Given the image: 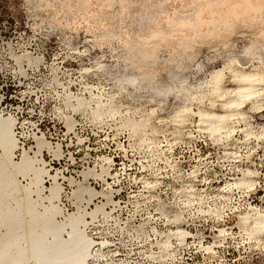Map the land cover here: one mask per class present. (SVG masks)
Listing matches in <instances>:
<instances>
[{
  "label": "rangeland",
  "instance_id": "rangeland-1",
  "mask_svg": "<svg viewBox=\"0 0 264 264\" xmlns=\"http://www.w3.org/2000/svg\"><path fill=\"white\" fill-rule=\"evenodd\" d=\"M101 25L121 39H125L126 32L131 42H135L139 35H144L149 26L144 6L138 0H128L123 5L115 0L110 7L104 0H0V113L16 122L14 130L18 147L31 150L34 137L43 134L53 146H61L59 158L48 152L43 153L45 165L50 172L59 171L66 178L77 181L81 179L80 173L89 168L94 171L100 165L109 168V175L106 177L109 186L100 179L91 177L84 182L85 186L98 191H106L108 187L107 191L111 195V203L104 208L106 220L95 223V238L98 242L106 243L95 248L100 254L99 263L109 264L111 261V264H119L124 261L125 264H146L144 255L150 246L152 251H156V241H143L152 236L151 229L155 227L159 232L181 228L191 233L185 238L183 245H176L169 250L179 257L178 264H220L221 261L223 264H264V244L258 245L255 241L241 243L244 238L238 235L240 226L235 214L221 222H214L207 215L190 218L184 212L185 220L179 224L165 225L157 222L155 218L161 215L154 211L157 207L162 208L169 217L181 212L172 202L171 190L167 193L164 191L166 185L177 188L180 185L163 173L159 178L150 176L146 166L141 170L148 154L138 147L139 138L132 139L127 131L120 128L119 117L111 119L103 112L99 117H93V111L88 106L78 111L73 110L74 98L86 101L90 99L85 87H92L93 92L99 87L115 92L118 90L114 87L116 81L140 75L125 61L127 51L116 40L110 46L107 43L102 47L97 45L95 37L102 34L98 30ZM253 31L244 23L236 21L232 33L223 41L198 48L193 58L184 62L182 77L187 78L189 84L196 85L209 73L219 70L230 53H238L247 46ZM223 42L228 43L229 48L217 51ZM166 60L167 52L162 51L157 66L165 65ZM97 65L105 67L82 76L84 69H95ZM172 71L174 70L159 71L156 80L168 83L167 76ZM227 86L234 87L230 84ZM150 99L146 91L137 93L129 87L118 98V102L129 108H136L148 104ZM157 103L163 109L158 114L159 117L166 119L182 106L183 100L169 95L165 100L157 99ZM155 106L156 104H149V107ZM94 107L93 104L92 108ZM249 107L250 105H246L243 110L252 116L254 126H264V112L249 113ZM215 111L221 112L219 108ZM65 117H69L72 124L69 130ZM196 119L198 118H193V123ZM156 126L167 136L169 143L176 138L173 135L174 126ZM35 128H40V134L33 135L31 139ZM186 128L191 129V135H184V143L175 147L170 154L172 159L179 158L178 173L190 171L197 166V150L200 158L207 157V162L224 156L225 149L222 146L196 140L195 137L199 135L196 128ZM156 139L162 140L164 136H157ZM189 145L194 147L189 150ZM78 150L81 151L75 155ZM235 150L231 146L227 149L229 152ZM69 154L75 159L85 160L88 167L81 170L75 165L77 161L68 158ZM260 154L258 152L249 162H233L231 171L227 166L222 168L216 165L206 174L201 172L197 181L206 175L211 182L208 185L196 183V187L204 188L210 195H226L215 190L238 180L241 173L236 171L237 168L252 169L260 165L261 161L257 159ZM19 155L20 151L17 150L14 158L18 159ZM168 155L165 152V156ZM102 158H108L110 162L103 164ZM227 163L225 161V165ZM157 167L166 166L159 164ZM258 171L261 175L254 179L261 186L246 199L252 205L264 207V167H258ZM141 177L147 178L149 182L161 179L162 187L141 192L144 185ZM46 182L49 185L48 180ZM61 184L59 207L64 213L72 212L75 209L71 200L72 186L64 180H61ZM157 194L162 203L153 201L146 212L136 210L137 205H143L145 198ZM94 201L95 204H100L102 200ZM83 202L81 206H84ZM148 213H152L153 220L147 221ZM221 230L231 235H221ZM144 233L148 234L147 237ZM172 243L175 245V240ZM205 247H211L215 255L206 254ZM101 256L107 259H101ZM96 263L97 260L89 262Z\"/></svg>",
  "mask_w": 264,
  "mask_h": 264
},
{
  "label": "clouds",
  "instance_id": "clouds-1",
  "mask_svg": "<svg viewBox=\"0 0 264 264\" xmlns=\"http://www.w3.org/2000/svg\"><path fill=\"white\" fill-rule=\"evenodd\" d=\"M47 2V0H44ZM115 0H104L107 6ZM123 5L128 0H119ZM143 6L148 20V28L144 35H139L135 42H131L127 33L125 39L112 34L108 28L101 25L98 29L102 32L96 36L98 46L111 45L116 40L127 51L125 61L131 64L140 74L138 76L124 77L116 81L114 87L118 89L111 92L104 87H85L90 99L87 106L94 112H103L111 119L120 118V128L127 131L132 139L139 138L138 147L148 155L145 160L149 175L152 177L170 176L180 187L172 185L164 186L167 193L171 190L173 203L181 209L178 215L169 217L162 208L154 211L161 213L156 217L157 222L167 224H179L184 222V212L190 218H198L207 215L214 222H221L226 217L236 215L240 226L238 235L243 236L241 243L264 244V207L252 205L246 199L261 185L254 179L261 175L258 167H264V126L255 127L252 116L241 111L246 105H250L249 113L264 112V0H138ZM126 11V9L124 10ZM240 21L254 29L252 38L247 46L238 53H230L223 66L207 75L196 85L189 84L187 78H183L184 62L191 60L198 48L212 42L223 41L232 33L235 22ZM220 48L228 49L229 44L223 42ZM167 52L165 65L158 67L160 53ZM246 61V62H242ZM104 65H97L95 69H84V73L103 70ZM199 67V65L197 66ZM172 77V85L161 92L153 88L159 71H169ZM234 85L228 87L227 85ZM135 92L152 90L155 96L141 107L129 108L118 102V98L127 92L128 88ZM175 95L183 99V104L166 119L160 118L163 110L156 97ZM95 105L92 108V105ZM149 104H156L149 107ZM219 108L222 114L215 111ZM121 109H124L121 111ZM193 118L196 119L193 123ZM156 125H172L175 128V139L169 143L167 136ZM186 126H194L199 132L196 140L211 142L213 145L222 146L225 149L223 157L216 161L207 162V157L200 158L198 150L196 157L197 166L190 171L178 173L179 158L172 159L171 153L175 147L184 143L182 137L191 135V129ZM157 136H164L158 140ZM167 146L166 148L164 146ZM231 146L235 151H227ZM242 146V147H241ZM191 150L194 145H189ZM163 149V150H161ZM165 152L169 153L165 156ZM257 159L261 164L252 169L237 168L241 173L238 180L226 183L217 189L218 193L226 195H210L204 188H197L196 183L208 185L211 180L205 178L197 181L201 172L205 174L214 166L228 167L236 161H252L257 153ZM227 161V165H225ZM163 164L165 168L157 165ZM175 173V174H174ZM215 177H212L214 179ZM144 180V191H154L162 187L161 179L149 182ZM141 193H137L140 195ZM155 201L162 203L159 194L145 198L143 205H137V211H147V208ZM153 220L152 213L147 214V221ZM146 221V222H147ZM152 236L145 239L155 240L156 251L151 246L144 255V261L150 264H178L179 257L169 250L176 245H183L185 238L191 233L186 231L159 232L155 227L151 229ZM147 237V233H144ZM221 235H231L223 233ZM175 240V245L172 241ZM204 252L213 253L211 247H205ZM115 255V254H113ZM215 255V253H213ZM101 259H107L101 256ZM111 264V261H109ZM119 264H125L120 261ZM220 264H223L221 261Z\"/></svg>",
  "mask_w": 264,
  "mask_h": 264
},
{
  "label": "bare ground",
  "instance_id": "bare-ground-1",
  "mask_svg": "<svg viewBox=\"0 0 264 264\" xmlns=\"http://www.w3.org/2000/svg\"><path fill=\"white\" fill-rule=\"evenodd\" d=\"M167 82L155 79L153 88L163 92L171 87L170 74ZM146 92L150 98L155 96L152 90ZM168 96L156 99L165 100ZM74 101V111L87 106L83 98H74ZM101 113L92 112V115L99 117ZM15 123L11 117L0 113V264H89L95 260L96 264H108L99 263L100 254L96 249L92 251L93 242L86 234L85 225L88 218L106 214L104 208L111 203L110 191L108 187L106 191H98L85 186L84 182L91 177L107 185L109 168L100 165L98 170L82 171L79 181L66 178L59 171L52 173L45 165L43 153L59 158L60 144L53 146L44 135H37L31 150L21 149L14 132ZM65 124L71 129L69 117H65ZM17 150L20 155L15 159ZM101 160L103 164L110 162L108 158ZM61 180L72 186L71 200L75 208L72 212L64 213L59 207ZM95 199L102 201L95 204ZM82 201L84 206H81Z\"/></svg>",
  "mask_w": 264,
  "mask_h": 264
},
{
  "label": "built area",
  "instance_id": "built-area-1",
  "mask_svg": "<svg viewBox=\"0 0 264 264\" xmlns=\"http://www.w3.org/2000/svg\"><path fill=\"white\" fill-rule=\"evenodd\" d=\"M14 132H15V130H14ZM37 133L40 134V128H35V132L32 134V138L31 139H33V137H34L33 135H37ZM41 135H43V134H41ZM15 136H16V132H15ZM80 151L81 150H78L74 154L76 155ZM68 158H70L74 162L77 161V162H75V165H78V167H80L81 170H83L84 168L86 169L88 167V163L85 160L78 159V158L75 159L72 156V154H69ZM102 220H106V215L105 214L104 215L99 214V215L94 216L93 218H88L86 220L85 231H86V234L89 236V238L93 242V245H92V251L93 252H95V248L102 247V246H104L106 244L104 241L103 242H98L97 238H95V223H98V222H100ZM95 243H96V245H95ZM101 243H104V245H102Z\"/></svg>",
  "mask_w": 264,
  "mask_h": 264
},
{
  "label": "snow or ice",
  "instance_id": "snow-or-ice-1",
  "mask_svg": "<svg viewBox=\"0 0 264 264\" xmlns=\"http://www.w3.org/2000/svg\"><path fill=\"white\" fill-rule=\"evenodd\" d=\"M58 166V165H57Z\"/></svg>",
  "mask_w": 264,
  "mask_h": 264
}]
</instances>
